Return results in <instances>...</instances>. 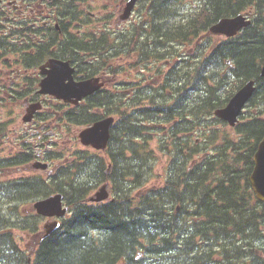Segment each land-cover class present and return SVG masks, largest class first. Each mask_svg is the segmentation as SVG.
<instances>
[{"label": "trees", "instance_id": "1", "mask_svg": "<svg viewBox=\"0 0 264 264\" xmlns=\"http://www.w3.org/2000/svg\"><path fill=\"white\" fill-rule=\"evenodd\" d=\"M182 1L168 0V20H171L174 8ZM250 3L252 4V0H203L200 8L191 11L184 24H176L175 28H184L183 34L189 41L199 31L200 33L205 31L218 17L235 15L248 8ZM112 46L106 44V48ZM91 51L95 52L96 48ZM263 56L264 22L260 18L259 24L248 28L246 34L244 32V36L239 40L216 48L207 57L203 52L194 67L181 70L182 80L178 87H173L176 96L170 101L175 105L170 102L168 104L152 102L150 108L140 112L142 120L158 121L159 125L167 123L171 145L161 141L158 150L163 152L168 149L172 152L168 158L172 160L168 167L170 175L163 187L152 190L149 195L137 198L136 201L131 200V193L133 195L142 187L137 178L141 176L145 164L156 155V152L149 149V139L143 133L146 127L142 124L137 125V118L132 121L126 108L108 106L109 114L118 116V124L122 125L112 132L109 145L110 158L114 164L112 190L118 197L117 205L99 210L81 203L72 217L64 222L62 232L55 233L40 243L32 264H132L135 252L144 246H146L144 253L150 258V264H182L185 260H189L188 264H194L197 259V264H204L205 260H210L212 256L209 253L212 251L210 242L219 238L224 239L223 234L228 233V229L234 227L243 236L246 227L249 226V230L254 233L252 227L254 221L243 220L246 214L242 205L238 207L242 193H237V190L242 189L239 188V183L247 182L255 142L264 136V120L259 119L260 116H264V80L259 81L255 95L249 102L252 109L257 107L256 113L250 116L251 118L243 117L244 122L231 130L232 136L229 138L226 136L218 138L215 135L217 130L208 124L207 120L202 119L203 115H211L212 111L222 106L245 79L257 77ZM112 57L104 55L102 60L110 62ZM226 57L232 58L235 62V69L232 72L236 75L232 76L231 81L226 75L222 76L218 72ZM197 80L201 86L197 84ZM169 86L172 87L171 84ZM195 90L197 95H194ZM92 101L97 102L98 99L93 98ZM158 107L167 108L168 115L158 118L155 112V108ZM90 109L91 107L88 110ZM189 112L193 116H188ZM92 115L88 114V124L91 123ZM196 134L203 137H197ZM194 136L206 143L196 144ZM254 139L255 142L244 150L248 141ZM208 145L210 149H207ZM202 147L207 149L208 153L211 149L226 148V154L218 156L216 160L206 159L198 166L193 165L191 169L184 171L185 176L175 174L178 172L175 163L185 165L192 162L196 153H205ZM183 153L186 154L184 159H181ZM89 160V157L83 156L76 161L74 172L85 171ZM216 172H220L218 180L214 177ZM72 178L73 174L63 177L64 186L56 185L54 188L62 191L69 201L81 200L83 193L80 192L78 198L77 190L80 186L75 185ZM197 181L206 183L207 190L213 189L217 184L214 187L215 193L210 190L209 193L202 194L200 201L203 202L204 208L211 207L209 211L202 213L203 221L196 222L198 211L195 209L190 210L191 214H186L185 217H181L175 211L167 212L163 204L170 202L183 204L186 197L195 198L194 192L201 184ZM57 182L55 181L53 185ZM51 189L52 186H47L40 180L39 195L47 194ZM210 200L213 201L212 205ZM236 221L240 224L238 225ZM27 227L24 226V229ZM190 228H193L192 233L187 232ZM194 228L201 231H194ZM31 230L34 231L33 227ZM5 235L8 237L0 239V259L7 257L13 262L15 256L20 264H26V260L14 254L10 236ZM195 237L198 238L202 253L206 255L205 259L200 255L189 257L194 251H198ZM199 237L202 240H199ZM69 250L73 255L63 258ZM221 250L223 259L224 253L228 251L230 256L223 261L216 259V264L224 262L245 264L240 255L241 248L235 245L234 240L230 248L224 242Z\"/></svg>", "mask_w": 264, "mask_h": 264}, {"label": "flooded vegetation", "instance_id": "2", "mask_svg": "<svg viewBox=\"0 0 264 264\" xmlns=\"http://www.w3.org/2000/svg\"><path fill=\"white\" fill-rule=\"evenodd\" d=\"M56 1L0 0V63L13 65L12 73H5L0 79V148L3 147L2 137L6 134L7 125L10 123L9 114L12 113V119L15 116L18 118L15 111L24 109L30 102L36 103L40 107L38 112L43 118L50 120L28 128H33L30 134L37 136L30 148L31 160H41L43 152L52 150L51 142L56 137V129H59V126L66 125L69 131L73 130L79 134L77 124L69 119L68 114L75 113L85 104L90 105L89 100L95 96L92 93L79 103L73 104L49 93L40 94V83L51 73L49 62L51 60L67 62V67L62 68L65 70V75L70 68H73L72 78L75 82L99 77L107 81L110 87H114V90L121 95L125 94V98L121 101L129 102L133 97V89H125L124 80L127 77L118 75L116 71L110 75L112 65L102 64L99 59L101 56L87 50L105 42L129 40L134 45L130 47V53L135 56L136 41L143 39L141 34H137V27L145 28L150 24L152 10H166L164 5L157 3V0H138L128 20L122 21L121 14L129 0H58L59 3ZM62 1L65 5H56L61 4ZM58 8H60L59 12H57ZM104 47L99 48L102 55ZM119 60L120 58L117 59ZM124 65L127 66L129 63ZM68 81L67 79L66 82ZM106 97L112 98L104 92L101 99L104 100ZM137 113L138 110H133L130 115L132 120L137 118L136 123L140 125L143 120L137 117ZM59 118L64 122L58 121ZM33 121L35 123V120ZM21 128L23 132L24 127ZM23 134L24 132L17 131L11 138L9 146L12 149L19 147L21 152L24 151ZM41 141L44 148L41 147ZM18 152L20 151L16 153ZM20 161L17 164V171L21 172L20 178H23L24 162ZM147 168L148 165L145 164V169ZM96 177L93 170V173L86 175V180L91 181ZM5 182L6 180L0 183L4 185ZM16 183L18 181H15ZM15 184L0 190V204H4L3 209L6 208L8 200L15 202L16 199L23 197L22 192L15 193Z\"/></svg>", "mask_w": 264, "mask_h": 264}, {"label": "rangeland", "instance_id": "3", "mask_svg": "<svg viewBox=\"0 0 264 264\" xmlns=\"http://www.w3.org/2000/svg\"><path fill=\"white\" fill-rule=\"evenodd\" d=\"M164 1V7L166 10L169 9L168 7V0H163ZM188 0H184L182 1L177 7L174 8V12L172 13V18L171 20H166V22H162L161 20L157 19L155 21V25L157 26L159 35L161 36V39H159L160 37H155L154 39L151 38V36H148L147 39L145 41L140 42V44L138 45V49L140 51V57L138 59H136L137 61H141L143 62V64H145L147 67H152L153 69H156L158 71H160V67H155L154 63H156L157 61H160L162 58L167 57L168 59L172 60L177 58L179 61L176 62L173 66L169 67V68H165L162 71V89L160 88V86L157 89H153L152 87H147V88H142V86H144L145 84H141L139 81H137L139 84H134L133 82L136 81L133 77H128L126 78V82L128 83H133L134 84V88L139 89V87L141 89H144L145 91H148L147 93V98L144 102H142L138 108H142V109H146L144 108V106H149L152 102H155L157 97L161 96L163 93H165L166 91L169 90V84L171 83V77L173 75H176L179 73V69L181 68L182 65L187 64V63H191L193 61V59L197 56L200 55L201 51L204 49L203 44L199 45L197 43V41L194 42V40H189L188 42L184 43L182 41H180L179 39L176 40H172L173 38L179 37L180 33L183 30V28H175L176 24L182 25L184 24V22L186 21V19L188 18V15L191 13H187V14H183V9H184V3L187 2ZM202 4V0H190L186 3L185 5V10L190 9L194 6H196V8L193 10L195 11L196 9L200 8ZM257 8L254 9V13L256 12ZM260 13H262V9H259ZM148 27H152L151 23ZM147 27V30H148ZM143 31V30H142ZM154 40V41H153ZM191 46H195V53L193 56H189L188 55V49ZM190 54H193V50L191 51ZM122 65V63H120V66ZM156 79V78H153ZM178 87V86H176ZM131 88V86L126 85L125 89L129 90ZM128 108H126L127 110ZM104 112V109H103ZM189 113H187L188 115ZM144 115V114H143ZM62 122H64L62 120ZM153 124L158 125V121H154L153 120ZM166 124L167 123H162L160 126L161 129L166 128ZM77 128H79V130L81 129H85L86 128V124H80L76 126ZM145 128V127H144ZM221 132H230V130L223 126V125H219V130ZM153 134H149L153 140L151 141V143H160V139H163V142L167 143L168 145H171V142L169 140V137H166L163 133V130H155V131H151ZM144 134H147L146 128L145 131L143 132ZM78 134V132L75 131H69L67 129V127L64 125L63 131L60 132L59 136L54 139L51 142V146L53 149H57V148H62L65 147L66 149H74L77 147V140H76V135ZM181 135V134H180ZM182 136V135H181ZM17 151L21 152V149L19 147H14V149H10L9 150V156H12L13 154H15ZM25 152V151H23ZM71 155V151H65V156H70ZM48 158V157H47ZM49 161H51L52 163L56 164V163H61L62 159H56V162H53V160H51L50 158H48ZM176 167L178 169V172H180V168L178 166L177 163ZM133 165V164H132ZM134 166V165H133ZM56 166L53 168V172L56 173ZM191 169V168H189ZM145 170V167L142 169ZM25 175V174H24ZM20 174H17L16 169H12V172L10 173V179L14 180L17 177H20ZM85 175L81 176V179H85ZM96 181V178L91 180V181H86L83 185L80 182L81 185V190H83L85 193H87L90 189H93V191L95 190L96 186L94 184V182ZM76 182V181H75ZM5 190V189H2ZM139 192L142 193V195L144 194V192L142 190H140ZM180 203L179 202H170L169 204H163L165 205L164 207L166 208L167 212H171L175 210V207H177ZM14 204H7L6 208H1L0 207V239L3 238L5 235V233H10L11 230L13 228H15V225L13 224L14 221H17V218H12V216L10 215L11 210L10 208L13 206ZM5 210V211H3ZM186 216V215H185ZM184 216V217H185ZM6 218V227L4 229V231H2V222L4 221V219ZM246 218V216L243 218V220ZM236 223L239 225L240 222L236 221ZM22 237H20L19 243L21 242V245L24 246V248L26 250L29 249L28 245L34 243V241L36 240V237H27L25 234L21 235ZM8 237V236H6ZM263 244V243H262ZM3 249H6V247H3ZM8 249V248H7ZM34 251H32L29 255L31 256L32 253ZM72 251L69 250L67 251L63 258H69L71 257L73 254L71 253ZM59 260H62V258H59ZM140 264H150V259H145L143 262H141Z\"/></svg>", "mask_w": 264, "mask_h": 264}, {"label": "water", "instance_id": "4", "mask_svg": "<svg viewBox=\"0 0 264 264\" xmlns=\"http://www.w3.org/2000/svg\"><path fill=\"white\" fill-rule=\"evenodd\" d=\"M136 0H130V8L133 6L134 2ZM248 23L241 18L237 17L233 20L225 19L221 20L216 26L212 27L210 29L211 33H225L227 35H232L236 32L237 29H239L241 26H246ZM262 70L261 75H264V63L262 64ZM98 80H89L87 82H83L81 84H76L72 87H69L63 92L62 96L63 98L67 99H73L76 98V100L81 99L83 96H86L88 94H91L93 91L100 88L101 84L97 82ZM253 82H248L243 86L240 91L231 99L228 106L225 109H220L219 111H216L215 114L230 123V126L235 125V123L238 121L239 113L245 104L249 97L251 96L253 92ZM43 92H46L43 90ZM111 119H107L102 122L95 123L93 127H90L83 131L81 133L83 142L85 144L93 143L95 140V137L100 139V141L97 143V148H105L108 137L106 133L107 125ZM254 162V168L250 175V183L252 184V188L254 190V193H256V196L261 201H264V138L260 141L257 151L254 154L253 157ZM41 168H46V165H41ZM108 198L107 193V186H104L102 189H100L99 192L96 193L95 198L92 200L95 202H101ZM61 196H56L52 198H48L46 200H42L36 203L35 208L37 212L44 216H62L66 209H61L60 204ZM58 227L57 223H53L50 225H46L45 229L48 232H52Z\"/></svg>", "mask_w": 264, "mask_h": 264}, {"label": "bare ground", "instance_id": "5", "mask_svg": "<svg viewBox=\"0 0 264 264\" xmlns=\"http://www.w3.org/2000/svg\"><path fill=\"white\" fill-rule=\"evenodd\" d=\"M192 71V70H191ZM197 84L199 86H201V83L197 80ZM192 85H194V82H192ZM92 94V93H91ZM90 94V95H91ZM155 112L156 114H158V118H164L165 115H168L167 114V108H163V107H158V108H155ZM138 114V113H137ZM148 138V137H146ZM163 142V139H160V142ZM169 154H172V152H170L168 149H165L164 152H163V155L162 156H157V157H154V158H151L147 161V165H148V168L145 169V170H153V169H159L158 167V163L159 161L161 160H172V159H169L168 158V155ZM146 181H153L155 182L156 185H158L159 187H163L164 183H165V179L162 177V176H159L157 174H153L151 176H144ZM181 211V210H180ZM163 222H165L163 220V218H161ZM170 221V220H169ZM146 228V227H145ZM142 229V228H141ZM148 230V229H147ZM17 256H20V255H17ZM21 257V256H20ZM22 258V257H21ZM23 259V258H22ZM6 263H15V264H20L18 262V260L15 259V256H13V262L12 260H8L7 257H3L2 259H0V264H6ZM27 264V263H26Z\"/></svg>", "mask_w": 264, "mask_h": 264}]
</instances>
